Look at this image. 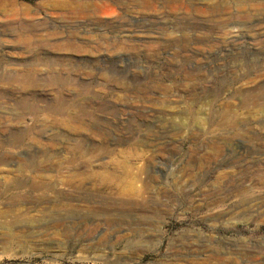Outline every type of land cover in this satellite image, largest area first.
I'll use <instances>...</instances> for the list:
<instances>
[{"label": "rangeland", "instance_id": "374dc122", "mask_svg": "<svg viewBox=\"0 0 264 264\" xmlns=\"http://www.w3.org/2000/svg\"><path fill=\"white\" fill-rule=\"evenodd\" d=\"M113 1L0 0V264H264V0Z\"/></svg>", "mask_w": 264, "mask_h": 264}, {"label": "bare ground", "instance_id": "6f19581e", "mask_svg": "<svg viewBox=\"0 0 264 264\" xmlns=\"http://www.w3.org/2000/svg\"><path fill=\"white\" fill-rule=\"evenodd\" d=\"M76 1V0H75ZM103 1V0H102ZM110 1V0H109ZM113 1V0H112ZM122 1V0H121ZM136 1H142V0H136ZM74 2V1H73ZM106 2H107V0H106ZM113 2H115V0L113 1ZM117 2V1H116ZM125 2V1H124ZM69 3V2H68ZM71 3V2H70ZM79 3V2H78ZM121 3V2H120ZM119 3V4H120ZM144 3V2H143ZM66 4V3H65ZM72 5V4H71ZM70 5V6H71ZM75 5V4H74ZM77 5V9L78 8H80V9H82L81 8V4L79 5V4H76ZM75 5V6H76ZM61 6V5H60ZM63 6V5H62ZM66 6H67V4H66ZM255 7V6H254ZM63 8V7H62ZM65 8V7H64ZM75 8V7H74ZM226 8V7H225ZM257 8V7H256ZM71 9V8H70ZM76 9V11H78V12H82V10H77ZM224 9V8H223ZM68 10H69V6H68ZM75 10V9H74ZM252 10V9H251ZM63 12H65L64 10H62ZM67 11V10H66ZM76 11H74V12H76ZM253 11V14H249V12L247 11V10H245V9H243V8H235V9H226V10H224V12L222 13V17H223V23H222V26H220V30H221V32L222 31H224V33L226 32L227 34L228 33H239V32H242L245 28H252L253 26H254V24H255V22H257V21H260L261 20V17L263 16L260 12H259V10H255V9H253L252 10ZM69 12V11H68ZM67 12V13H68ZM72 14H74V13H72ZM264 14V13H263ZM62 15V14H61ZM78 15V14H77ZM0 16H3V17H5V16H7V14H3V13H1L0 14ZM76 17V16H75ZM251 18V20L250 21H247L246 19H248V18ZM73 17H71V19H72ZM27 19V18H26ZM75 19V18H74ZM77 19V18H76ZM79 19H80V16H79ZM245 19V20H244ZM249 20V19H248ZM27 23H28V21H27ZM30 23V22H29ZM35 24V23H34ZM79 25V24H78ZM78 25H76V26H78ZM79 26H82V25H79ZM83 27V29H84V25L82 26ZM35 28V27H34ZM81 29V28H80ZM35 30V29H34ZM82 30V29H81ZM217 30V29H216ZM247 30V29H246ZM73 32V31H72ZM45 33V32H44ZM43 34V33H42ZM50 34V33H49ZM43 35H45V34H43ZM54 36V35H53ZM76 36V35H75ZM79 36V35H78ZM36 37H37V35H36ZM44 37H46V36H44ZM55 37V36H54ZM74 37V36H73ZM72 37V38H73ZM81 37V36H80ZM39 38V37H38ZM41 38H43L42 36H41ZM50 38V37H49ZM69 38H71V37H69ZM75 38V37H74ZM73 38V39H74ZM79 38V37H78ZM78 38H76V40L78 39ZM52 39V38H51ZM50 39V40H51ZM84 39H86V38H84ZM75 40V39H74ZM74 40L72 41L71 39L69 40V41H71V43L70 44H72V42H74ZM87 40V39H86ZM49 41V40H48ZM65 41V40H64ZM76 42H78V41H76ZM82 42V41H81ZM88 42V41H87ZM90 42V41H89ZM52 43H54V41L52 42ZM65 43V42H64ZM91 43H92V41H91ZM87 43L86 45H88L89 46V44L91 45V47L90 48H92V49H96V47H97V43ZM56 44V43H55ZM76 45V44H75ZM85 45V44H84ZM77 46V45H76ZM79 46V45H78ZM100 46V45H99ZM75 47V46H74ZM83 47V46H82ZM86 48H88V47H86ZM78 50V49H77ZM38 59V58H37ZM42 59V58H41ZM50 59V58H49ZM47 63H49V64H52V63H55V62H53V61H48V60H37V61H30L29 62V64L31 65V66H44V65H46ZM49 66V65H48ZM262 90V89H261ZM264 94V93H263ZM262 98V100H264V96H262L261 97ZM31 111H33V110H31ZM36 111L34 110V113H35ZM259 204V203H258ZM257 204V205H258ZM263 204V203H262ZM262 204H261V208H262ZM260 205V204H259ZM258 205V206H259ZM255 206V205H254ZM258 208V207H257ZM256 208V209H257ZM254 209H255V207H254ZM264 209V208H263ZM259 210V209H258ZM258 210H255L256 212L258 211ZM262 211V210H261ZM254 212V211H253ZM260 213V212H259ZM258 216V215H257Z\"/></svg>", "mask_w": 264, "mask_h": 264}]
</instances>
